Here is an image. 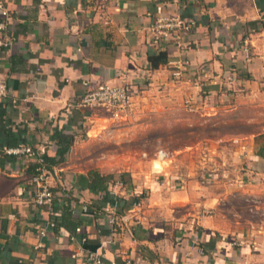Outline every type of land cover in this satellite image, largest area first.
<instances>
[{
  "label": "crops",
  "instance_id": "crops-1",
  "mask_svg": "<svg viewBox=\"0 0 264 264\" xmlns=\"http://www.w3.org/2000/svg\"><path fill=\"white\" fill-rule=\"evenodd\" d=\"M0 1V264H264V0ZM167 16L196 22L186 46L153 45L150 26ZM160 52L167 63L153 68ZM123 81L136 114L219 121V147L159 168L95 166V112L78 104ZM20 146L34 155L6 152ZM36 164L52 206L35 203ZM95 172L107 191L81 182Z\"/></svg>",
  "mask_w": 264,
  "mask_h": 264
},
{
  "label": "rangeland",
  "instance_id": "rangeland-1",
  "mask_svg": "<svg viewBox=\"0 0 264 264\" xmlns=\"http://www.w3.org/2000/svg\"><path fill=\"white\" fill-rule=\"evenodd\" d=\"M194 114L196 117L181 113L175 120L151 111L136 114L133 107L120 117L95 110V133L89 143V150H95V166L100 162L103 168L120 170L154 160L149 168H159L160 161L167 163L174 156L182 158L193 152L198 157L219 147V121H211L205 113ZM161 151L166 158H159ZM182 162H187L186 158Z\"/></svg>",
  "mask_w": 264,
  "mask_h": 264
},
{
  "label": "built area",
  "instance_id": "built-area-1",
  "mask_svg": "<svg viewBox=\"0 0 264 264\" xmlns=\"http://www.w3.org/2000/svg\"><path fill=\"white\" fill-rule=\"evenodd\" d=\"M64 1V0H60ZM0 9H3V4L0 1ZM7 15V12H3ZM264 15V12H263ZM6 25L0 22V31L4 30ZM197 24L193 20H187L180 16H167L157 18L150 26L152 32V43L157 48H163L165 46H176L182 48L186 46L187 40L197 34ZM3 44L0 41V45ZM188 63L186 61L177 62L176 70L173 71L172 75L174 78L180 80L184 76V66ZM226 82L232 84L234 77L227 76ZM8 89L4 79L0 78V98L7 96ZM186 105L191 111H195L191 102L187 101ZM79 108L83 110H89L95 112V110H101L112 117H120L127 114L132 110L133 107V90L129 83L123 81L118 84L102 83L96 86L93 90L87 92L80 100L78 104ZM8 154L17 155H34V150L30 146H20L17 148L6 149ZM159 158H166V154L161 151L159 152ZM42 161V160H41ZM39 175L33 178V182L37 186V194L35 203L39 206H52L55 194L51 189L44 168H39ZM117 208L109 209V223L112 226H118L119 219L116 213ZM55 224L52 222L51 226ZM46 232L43 230L41 234L44 235ZM237 243L234 242V245ZM90 263L100 264L101 261L97 255H92L89 258ZM125 264H133L130 258L125 260Z\"/></svg>",
  "mask_w": 264,
  "mask_h": 264
},
{
  "label": "trees",
  "instance_id": "trees-1",
  "mask_svg": "<svg viewBox=\"0 0 264 264\" xmlns=\"http://www.w3.org/2000/svg\"><path fill=\"white\" fill-rule=\"evenodd\" d=\"M167 54L165 52H160L157 55H152L149 57V62L151 63V66L153 68H157L160 65H164L167 63ZM69 143V142H68ZM71 145V142L69 144L66 145H62L61 144V151H60V155H64V153H66L69 149V146ZM62 146H64L62 148ZM54 159L51 158H45V162H54ZM38 164L34 165V176H37L40 174V172L37 170V166ZM81 182L83 183V185L85 186H89L92 190L95 191H107V182L105 177H103L102 175H100L98 172L95 173H90L88 176H85L83 178H81ZM55 194V193H54ZM109 195V194H108ZM125 203L124 199L119 198L117 202H114L116 204L117 207V212L120 214L123 213L122 209L119 208V205H121L122 203ZM55 204V199L52 205ZM70 213L64 212L61 217L65 218L66 216H69Z\"/></svg>",
  "mask_w": 264,
  "mask_h": 264
}]
</instances>
